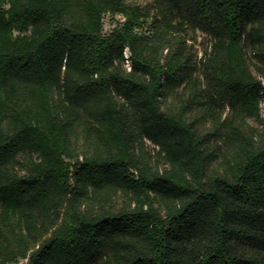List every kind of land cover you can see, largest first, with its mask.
Here are the masks:
<instances>
[{
    "label": "trees",
    "instance_id": "obj_1",
    "mask_svg": "<svg viewBox=\"0 0 264 264\" xmlns=\"http://www.w3.org/2000/svg\"><path fill=\"white\" fill-rule=\"evenodd\" d=\"M263 101L264 0H0V264H264Z\"/></svg>",
    "mask_w": 264,
    "mask_h": 264
},
{
    "label": "rangeland",
    "instance_id": "obj_2",
    "mask_svg": "<svg viewBox=\"0 0 264 264\" xmlns=\"http://www.w3.org/2000/svg\"><path fill=\"white\" fill-rule=\"evenodd\" d=\"M129 3L133 4H140V5H149L151 4L152 0H127ZM121 20L120 14H112V13H107L105 14L104 17V26H103V31L104 33H109L112 28L118 24ZM146 29V28H145ZM188 36L191 38V42L194 44L195 48L197 49V57H201L203 54V51L206 48H209L211 46V37L210 35L202 30H189ZM128 55V51H127ZM127 67L130 68V61L128 60L126 63ZM249 123L258 131L259 133V138H264V101L261 104V118L256 119L255 117H250ZM147 147L148 149L152 152L155 153V145L151 141H147ZM124 202L123 197H119L117 201V205L121 206Z\"/></svg>",
    "mask_w": 264,
    "mask_h": 264
},
{
    "label": "built area",
    "instance_id": "obj_3",
    "mask_svg": "<svg viewBox=\"0 0 264 264\" xmlns=\"http://www.w3.org/2000/svg\"><path fill=\"white\" fill-rule=\"evenodd\" d=\"M120 16H121V20H124V17L120 14Z\"/></svg>",
    "mask_w": 264,
    "mask_h": 264
}]
</instances>
